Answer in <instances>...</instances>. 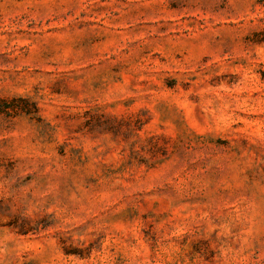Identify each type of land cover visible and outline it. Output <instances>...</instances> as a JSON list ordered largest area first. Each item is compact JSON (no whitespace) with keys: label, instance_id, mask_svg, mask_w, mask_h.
<instances>
[{"label":"rangeland","instance_id":"1","mask_svg":"<svg viewBox=\"0 0 264 264\" xmlns=\"http://www.w3.org/2000/svg\"><path fill=\"white\" fill-rule=\"evenodd\" d=\"M0 264H264V0H0Z\"/></svg>","mask_w":264,"mask_h":264}]
</instances>
